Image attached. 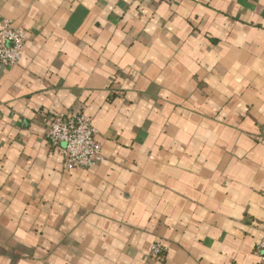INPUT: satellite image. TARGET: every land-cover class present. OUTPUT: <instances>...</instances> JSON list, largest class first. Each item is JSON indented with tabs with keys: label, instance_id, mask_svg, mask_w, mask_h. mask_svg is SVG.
<instances>
[{
	"label": "crops",
	"instance_id": "0c3cea01",
	"mask_svg": "<svg viewBox=\"0 0 264 264\" xmlns=\"http://www.w3.org/2000/svg\"><path fill=\"white\" fill-rule=\"evenodd\" d=\"M0 264H264V0H0ZM89 115L65 169L44 120ZM161 241V258H148Z\"/></svg>",
	"mask_w": 264,
	"mask_h": 264
},
{
	"label": "built area",
	"instance_id": "2783aa9c",
	"mask_svg": "<svg viewBox=\"0 0 264 264\" xmlns=\"http://www.w3.org/2000/svg\"><path fill=\"white\" fill-rule=\"evenodd\" d=\"M23 27L13 26L7 19L0 21V64L16 65L26 41ZM45 140L50 150H58L65 169H88L102 161L101 145L96 140L92 118L81 110L69 109L49 114L44 120ZM165 252L159 240L152 242L148 258L157 260ZM259 261L264 263V231L255 245Z\"/></svg>",
	"mask_w": 264,
	"mask_h": 264
}]
</instances>
